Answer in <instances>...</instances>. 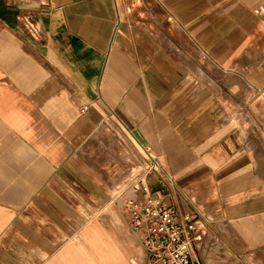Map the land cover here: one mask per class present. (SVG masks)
I'll use <instances>...</instances> for the list:
<instances>
[{
  "label": "crops",
  "instance_id": "obj_1",
  "mask_svg": "<svg viewBox=\"0 0 264 264\" xmlns=\"http://www.w3.org/2000/svg\"><path fill=\"white\" fill-rule=\"evenodd\" d=\"M136 172L264 264V0H0V264H140Z\"/></svg>",
  "mask_w": 264,
  "mask_h": 264
},
{
  "label": "built area",
  "instance_id": "obj_2",
  "mask_svg": "<svg viewBox=\"0 0 264 264\" xmlns=\"http://www.w3.org/2000/svg\"><path fill=\"white\" fill-rule=\"evenodd\" d=\"M151 160L146 170L154 169ZM124 182L129 192L122 208L145 252L140 264H200L195 251L204 234L198 216L168 204L163 193L149 187L144 173H131Z\"/></svg>",
  "mask_w": 264,
  "mask_h": 264
},
{
  "label": "rangeland",
  "instance_id": "obj_3",
  "mask_svg": "<svg viewBox=\"0 0 264 264\" xmlns=\"http://www.w3.org/2000/svg\"><path fill=\"white\" fill-rule=\"evenodd\" d=\"M199 62L200 64L207 63V59L204 57L202 53L199 54ZM201 73V72H200ZM97 134L101 135L102 138H109L111 141H116L120 146V152L126 154L128 157H130V153L132 150H129V141L127 140L126 135L124 132L118 127L115 126L112 122H106L101 128L97 130ZM100 137V138H101ZM127 157V159H128ZM224 228H220L219 233L223 234ZM205 234V233H204ZM209 234L213 236V231H209ZM217 235V234H216Z\"/></svg>",
  "mask_w": 264,
  "mask_h": 264
}]
</instances>
